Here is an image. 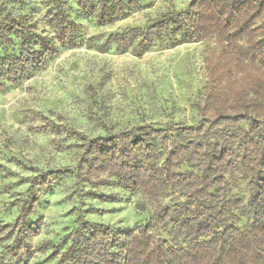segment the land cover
Wrapping results in <instances>:
<instances>
[{"label":"trees","instance_id":"trees-1","mask_svg":"<svg viewBox=\"0 0 264 264\" xmlns=\"http://www.w3.org/2000/svg\"><path fill=\"white\" fill-rule=\"evenodd\" d=\"M11 1L0 2V91L21 84L30 70H43L57 56L59 44L77 45L81 30L63 8L64 0H52L46 9L53 37L40 33L28 16L13 12ZM79 2L86 15L108 26L135 10L139 0ZM163 34L215 42L218 48L206 60V94L197 103L200 125H175L172 136L151 123L107 136L71 131L81 142L75 169L39 171L30 178L26 196L14 201L19 203L15 220L0 219V242L10 241L13 256L39 232L30 220L41 202V188L51 190L68 177L103 186L108 176L125 190L154 199L171 188L183 191L185 201L158 204L157 213L159 221L172 224L183 244L156 236L152 220L115 229L81 215L63 241L46 243L57 257L55 264H264V0H192L147 29L113 33L97 49L116 45L125 51L138 40L150 42ZM18 41L19 52L8 53ZM231 142L244 148L239 158L251 175L248 214L253 220L244 229L232 221L234 207L243 201L221 198L228 185L225 171L235 154ZM183 161L191 168L178 172Z\"/></svg>","mask_w":264,"mask_h":264},{"label":"rangeland","instance_id":"rangeland-1","mask_svg":"<svg viewBox=\"0 0 264 264\" xmlns=\"http://www.w3.org/2000/svg\"><path fill=\"white\" fill-rule=\"evenodd\" d=\"M191 1L139 0L135 10L108 26L86 15L79 0L63 1V8L81 25L77 45L59 44L57 56L43 70H30L21 84L8 85L0 91L3 222L17 217L19 203L14 201L26 196L33 175L49 169H75L81 142L69 135L74 129L95 137L151 123L161 127L163 135L172 136L175 125H200L197 103L206 94V60L217 51L215 42L187 41L182 35L163 34L150 42L138 40L125 51L116 45L104 51L97 49L113 33L133 27L147 29L170 12L184 10ZM51 5L52 0L9 2L13 12L28 16L40 33L53 37L46 11ZM20 49L18 41L8 53ZM228 145L235 154L232 166L225 171L228 185L221 198L243 201L234 207L232 221L244 229L253 220L248 214L251 175L245 172L239 158L244 148L239 143ZM190 168V163L183 161L177 171ZM106 180V184L98 186L78 184L68 177L51 190L41 188V202L30 220L39 226V232L28 237V248L21 249L18 256L10 253V241L0 242V264H55L57 257L46 243L63 241L81 215L115 229L134 228L152 220L156 236L183 244L172 224L159 221L157 216L158 204L172 206L185 201L183 191L171 188L154 199L140 191L125 190L111 177ZM105 194L109 198H99Z\"/></svg>","mask_w":264,"mask_h":264}]
</instances>
